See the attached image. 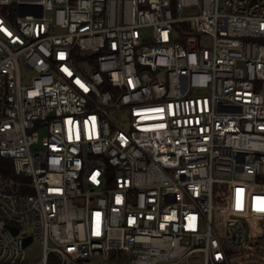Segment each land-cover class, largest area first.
Returning a JSON list of instances; mask_svg holds the SVG:
<instances>
[{
  "label": "built area",
  "instance_id": "obj_1",
  "mask_svg": "<svg viewBox=\"0 0 264 264\" xmlns=\"http://www.w3.org/2000/svg\"><path fill=\"white\" fill-rule=\"evenodd\" d=\"M0 153V264H264V0H0Z\"/></svg>",
  "mask_w": 264,
  "mask_h": 264
},
{
  "label": "trees",
  "instance_id": "obj_2",
  "mask_svg": "<svg viewBox=\"0 0 264 264\" xmlns=\"http://www.w3.org/2000/svg\"><path fill=\"white\" fill-rule=\"evenodd\" d=\"M15 175L14 162L11 157L3 156L0 153V176L13 178Z\"/></svg>",
  "mask_w": 264,
  "mask_h": 264
},
{
  "label": "rangeland",
  "instance_id": "obj_3",
  "mask_svg": "<svg viewBox=\"0 0 264 264\" xmlns=\"http://www.w3.org/2000/svg\"><path fill=\"white\" fill-rule=\"evenodd\" d=\"M143 32L145 33H150L151 32V28L147 27L145 29H143ZM198 38H200V41L203 45H208L211 42V37L209 36V34L207 33H203V32H199L198 34ZM96 263H100V264H104L107 260L102 259L101 257H96L94 258Z\"/></svg>",
  "mask_w": 264,
  "mask_h": 264
},
{
  "label": "water",
  "instance_id": "obj_4",
  "mask_svg": "<svg viewBox=\"0 0 264 264\" xmlns=\"http://www.w3.org/2000/svg\"><path fill=\"white\" fill-rule=\"evenodd\" d=\"M29 242V240H27V243Z\"/></svg>",
  "mask_w": 264,
  "mask_h": 264
}]
</instances>
